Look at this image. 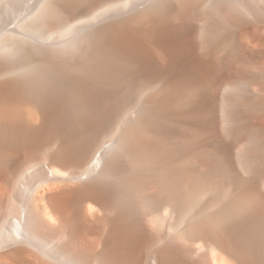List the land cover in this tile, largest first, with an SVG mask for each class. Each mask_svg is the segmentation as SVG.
Here are the masks:
<instances>
[{
    "label": "bare ground",
    "instance_id": "bare-ground-1",
    "mask_svg": "<svg viewBox=\"0 0 264 264\" xmlns=\"http://www.w3.org/2000/svg\"><path fill=\"white\" fill-rule=\"evenodd\" d=\"M0 264H264V0H0Z\"/></svg>",
    "mask_w": 264,
    "mask_h": 264
}]
</instances>
